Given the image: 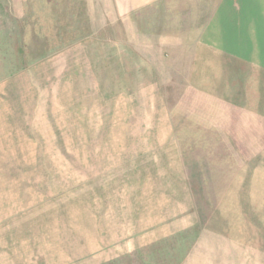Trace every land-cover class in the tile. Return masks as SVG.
Here are the masks:
<instances>
[{"label":"rangeland","instance_id":"374dc122","mask_svg":"<svg viewBox=\"0 0 264 264\" xmlns=\"http://www.w3.org/2000/svg\"><path fill=\"white\" fill-rule=\"evenodd\" d=\"M0 264H264V0H0Z\"/></svg>","mask_w":264,"mask_h":264},{"label":"crops","instance_id":"0c3cea01","mask_svg":"<svg viewBox=\"0 0 264 264\" xmlns=\"http://www.w3.org/2000/svg\"><path fill=\"white\" fill-rule=\"evenodd\" d=\"M157 1L159 0H113V4L120 15L130 17Z\"/></svg>","mask_w":264,"mask_h":264}]
</instances>
